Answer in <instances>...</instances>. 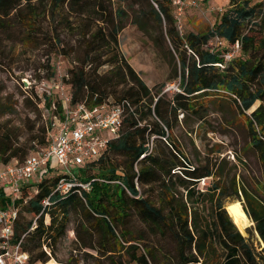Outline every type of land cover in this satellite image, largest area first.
<instances>
[{
	"label": "trees",
	"instance_id": "trees-1",
	"mask_svg": "<svg viewBox=\"0 0 264 264\" xmlns=\"http://www.w3.org/2000/svg\"><path fill=\"white\" fill-rule=\"evenodd\" d=\"M128 1L139 20L135 23H143V18L151 21L161 39L177 54L175 75L180 91L173 93L166 106L163 88L155 87L153 93L118 49L117 38L129 16L125 8L106 10L99 0L93 2L92 8L83 0H0V34H10L8 29L18 25L26 35H31L28 39H33L42 18L52 25L45 30L42 27L46 43L59 46V25L70 22L72 14L80 17L78 22L85 26L81 33L84 48L82 58L68 70L66 93L71 96L70 104L100 106L127 101L131 105L119 135L109 141L105 152L74 169L76 185L69 192H55L58 180L66 176L50 175L53 172L47 171L41 173V182H31L22 189L17 203L33 217L41 212V200L50 201L37 218L34 230L26 234L22 249L29 254L31 263L47 262L53 246L65 235L70 218L75 215L73 232L77 242L82 249L92 250L102 263L106 260L109 264H123L125 256L129 264H258V254L225 209L224 199L229 195L232 200H239L237 187L228 195L216 165L190 164L170 139L168 130L170 118L176 119L178 111L197 112L204 107L200 98L215 93L227 95L245 118L264 179V9L257 0H229V8L211 29L184 33L177 27L171 0ZM257 18L259 22L254 21ZM214 36L224 40L223 50L208 47ZM236 42L238 53L226 61L223 55ZM104 65L109 69L100 73ZM44 91L34 97L43 99L47 108L59 115L60 99L51 103L49 91ZM256 102L259 105L253 108ZM249 110L252 111L248 114ZM14 111L12 108L4 113ZM34 140L36 137L29 142ZM160 140L166 148L157 150L156 142ZM39 142L46 147L48 138L44 135ZM109 154L121 157V161L113 162ZM24 155L0 129V165L22 163L27 157ZM207 178L211 183L200 190L198 183ZM84 184H89L88 190L80 186ZM150 189L155 191L156 198L149 196ZM178 189L183 191L180 196ZM240 192L247 203L243 211L264 245V200L250 196L244 188ZM206 201L212 205L213 219L202 224L198 214ZM7 205L0 190V207ZM132 214L152 235L171 239L174 252H155L144 244V236H133L129 229ZM31 224L32 220L21 221L19 214L14 224L15 240ZM216 243L222 251L220 258L210 255Z\"/></svg>",
	"mask_w": 264,
	"mask_h": 264
},
{
	"label": "rangeland",
	"instance_id": "rangeland-1",
	"mask_svg": "<svg viewBox=\"0 0 264 264\" xmlns=\"http://www.w3.org/2000/svg\"><path fill=\"white\" fill-rule=\"evenodd\" d=\"M99 1L106 10L123 7L128 12V19L117 38L118 49L153 93L155 87L163 88V105L166 106L173 93L180 91L179 79L175 75V66L178 64L177 54L161 39L151 21L143 18L140 21L143 23H135L139 20L136 19L135 11L130 9L128 0ZM191 1L195 5L184 10L181 17L184 33L205 32L211 29L218 22L221 14L229 8V0ZM83 2L88 3L92 8L95 0H83ZM69 18L70 22H63L58 27L59 38L62 41V45L59 46L53 42L46 43V38L42 35V27L45 30L52 25L48 21L47 23L42 21V18L39 21L40 29L36 30L33 39H28L31 35H26L27 33L18 25L8 29L11 35L0 34V129L10 136L14 148H20L25 152L24 157L42 147L40 138L44 135L48 138L46 127L51 118L50 110L43 99L34 97L35 94L39 96L46 90L49 91L48 99L51 103L58 101L61 92L55 88L54 83L59 82L65 87L66 92L68 70L72 69L77 60L83 56L84 44L81 33L85 29L84 23L78 22L79 16L72 14ZM260 18L254 21L259 22ZM83 20L92 23L89 19ZM213 49L221 51L224 45L216 47L213 44ZM57 62H61L59 69L56 68ZM108 69L109 66L104 65L99 72L104 73ZM51 72L54 73L52 77L49 76ZM200 100L204 107H200L197 112L189 109L181 110L177 112L176 119L170 118L168 130L170 139L177 144L190 164L216 165L219 168L218 178L222 186L227 189L228 195L233 194L234 186L237 187L239 200H232L229 195L224 199L225 207L231 202H238L242 209L246 206V200L240 192L241 188H244L250 196L264 200L263 171L252 150L244 116L238 113L233 101L225 94L215 93ZM258 105L259 102H256L253 108ZM12 108L15 110L14 113H4ZM250 111L252 110H249L248 114ZM33 137H36V140L29 142ZM156 148L157 150L166 148L165 143L162 140L156 142ZM108 156L115 163L121 161V157L117 155ZM55 174L58 172L50 175ZM210 183V178L202 179L198 183V188L204 190ZM182 193V189H178V196ZM148 194L151 198H156L153 189H150ZM198 216L202 224L212 221L213 208L209 201L201 206ZM32 219L33 216L21 208L20 220L28 222ZM76 220V216L72 215L65 235L53 246V260L67 264H109L106 260L102 263L92 250L81 248L73 232ZM249 222L247 231L241 234L258 254V264H264L262 251L264 246L254 230L253 222L250 219ZM129 229L133 236H144V244L155 252L164 251L170 254L174 252V243L171 239H161L152 235L135 214L130 216ZM213 254V258H220L222 254L217 243L214 245L213 253H210ZM114 260L118 261L116 256ZM122 262L129 264L125 256L122 257Z\"/></svg>",
	"mask_w": 264,
	"mask_h": 264
},
{
	"label": "built area",
	"instance_id": "built-area-1",
	"mask_svg": "<svg viewBox=\"0 0 264 264\" xmlns=\"http://www.w3.org/2000/svg\"><path fill=\"white\" fill-rule=\"evenodd\" d=\"M257 1L264 9V0ZM171 4L174 7L177 27L181 30L184 10L195 3L191 0H171ZM213 44L218 47L225 42L214 36L208 47L213 49ZM238 50L239 44L236 42L232 50L223 55L224 59L230 60ZM60 63H56L57 69L60 68ZM54 84L61 92V113L56 115L50 111L51 118L46 127L47 146L29 154L22 163L0 165V190L8 201L6 207H0V264H67L58 263L52 257L47 262L31 263L29 254L22 249L26 234L34 230L37 218L49 206V198L40 201L41 212L33 217L27 232L15 240L14 224L19 219L21 208L17 201L21 197L22 189L31 182H41V173L47 171L66 176L58 180L55 192H69L76 185L74 169L98 159L105 152L109 141L119 135L126 111H131V105L127 101L112 105L103 103L100 106H87L85 102L70 104L71 96L64 91L65 87L59 82ZM80 186L89 189V184ZM34 192H37L36 188ZM43 250L50 256L45 246Z\"/></svg>",
	"mask_w": 264,
	"mask_h": 264
},
{
	"label": "bare ground",
	"instance_id": "bare-ground-1",
	"mask_svg": "<svg viewBox=\"0 0 264 264\" xmlns=\"http://www.w3.org/2000/svg\"><path fill=\"white\" fill-rule=\"evenodd\" d=\"M226 210L240 232L244 233L245 231H247L246 229H248V227L250 226V222L245 215L241 205L238 202H231L226 205Z\"/></svg>",
	"mask_w": 264,
	"mask_h": 264
},
{
	"label": "flooded vegetation",
	"instance_id": "flooded-vegetation-1",
	"mask_svg": "<svg viewBox=\"0 0 264 264\" xmlns=\"http://www.w3.org/2000/svg\"><path fill=\"white\" fill-rule=\"evenodd\" d=\"M230 216V215H229ZM233 220V219H232ZM238 228V227H237ZM239 230V229H238ZM240 231V230H239Z\"/></svg>",
	"mask_w": 264,
	"mask_h": 264
},
{
	"label": "water",
	"instance_id": "water-1",
	"mask_svg": "<svg viewBox=\"0 0 264 264\" xmlns=\"http://www.w3.org/2000/svg\"><path fill=\"white\" fill-rule=\"evenodd\" d=\"M263 244V243H262ZM264 246V245H263Z\"/></svg>",
	"mask_w": 264,
	"mask_h": 264
}]
</instances>
